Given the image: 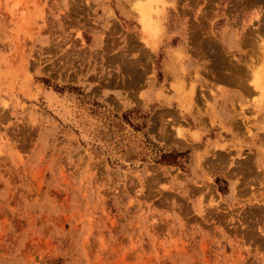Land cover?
Instances as JSON below:
<instances>
[{
	"label": "rangeland",
	"instance_id": "1",
	"mask_svg": "<svg viewBox=\"0 0 264 264\" xmlns=\"http://www.w3.org/2000/svg\"><path fill=\"white\" fill-rule=\"evenodd\" d=\"M263 81L264 0H0V264H264Z\"/></svg>",
	"mask_w": 264,
	"mask_h": 264
},
{
	"label": "bare ground",
	"instance_id": "2",
	"mask_svg": "<svg viewBox=\"0 0 264 264\" xmlns=\"http://www.w3.org/2000/svg\"><path fill=\"white\" fill-rule=\"evenodd\" d=\"M144 5H139V7H138V8H140V9H138V13L140 14L139 16L141 18L142 24L144 25L146 30L154 31L156 29L155 30V33H156L158 31V28H160L159 27L160 26L159 25V14L160 13L158 12V10L155 9V5L152 6L151 2H148L146 4V6H144ZM152 7H154V8H152ZM258 88H259V95L258 96H260L259 97L260 99L257 101L258 103L255 104V106L257 107V109L259 111H261L260 108H262L264 106V81L259 82Z\"/></svg>",
	"mask_w": 264,
	"mask_h": 264
},
{
	"label": "crops",
	"instance_id": "3",
	"mask_svg": "<svg viewBox=\"0 0 264 264\" xmlns=\"http://www.w3.org/2000/svg\"><path fill=\"white\" fill-rule=\"evenodd\" d=\"M251 89H253L252 91H254L255 92V89L254 88H251ZM258 97V96H257ZM254 108L256 107L255 105L253 106ZM261 109V111H257L256 110V108H255V113H256V116H257V114L258 113H260V115L258 116V119H256V116H255V122L259 125V127H261V128H263V124H264V106L262 107V108H260ZM211 116V115H210ZM211 117H213V116H211ZM216 117V116H215ZM264 129V128H263ZM250 130V129H249ZM248 130V131H249Z\"/></svg>",
	"mask_w": 264,
	"mask_h": 264
}]
</instances>
